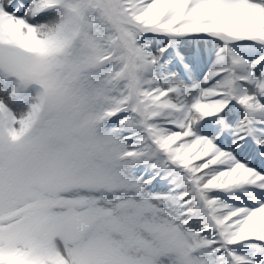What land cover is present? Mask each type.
<instances>
[{
    "label": "snow or ice",
    "instance_id": "obj_1",
    "mask_svg": "<svg viewBox=\"0 0 264 264\" xmlns=\"http://www.w3.org/2000/svg\"><path fill=\"white\" fill-rule=\"evenodd\" d=\"M0 264H264V0H0Z\"/></svg>",
    "mask_w": 264,
    "mask_h": 264
},
{
    "label": "rangeland",
    "instance_id": "obj_2",
    "mask_svg": "<svg viewBox=\"0 0 264 264\" xmlns=\"http://www.w3.org/2000/svg\"><path fill=\"white\" fill-rule=\"evenodd\" d=\"M13 79H15V78H13ZM38 90H42L41 86L38 85V84H32V85L29 86V91L30 92H36Z\"/></svg>",
    "mask_w": 264,
    "mask_h": 264
}]
</instances>
